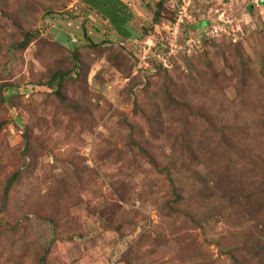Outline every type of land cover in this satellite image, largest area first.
I'll use <instances>...</instances> for the list:
<instances>
[{
    "label": "rangeland",
    "instance_id": "1",
    "mask_svg": "<svg viewBox=\"0 0 264 264\" xmlns=\"http://www.w3.org/2000/svg\"><path fill=\"white\" fill-rule=\"evenodd\" d=\"M121 1L132 15L135 36L128 39L82 0H0V82L7 84L4 94H12L0 107V194L6 177L19 171L7 201L0 200V264H130L134 243L145 255L133 264H150L149 258L153 264H192L199 253L183 234H192L196 246L227 229L214 220L202 235L183 216L169 213L170 188L151 159L160 166L171 162L194 182L184 195L196 192L199 182L213 181V173H226L223 164L240 167L218 149V127L237 117L252 129L264 118V1L165 0L169 13L157 24L152 15L158 0ZM105 8L108 16H120L119 29L130 30L123 24L125 10L123 18L122 11ZM2 10L15 15L18 26ZM223 10L230 33L207 35ZM25 29L39 36L15 49ZM187 35L199 44L188 53L175 49L163 67L170 78H164L155 54ZM51 43L57 45L53 50ZM74 45L86 67L88 95L67 83V96L79 104L78 112L67 115L46 103L50 89L32 81L45 76L55 59L68 57ZM241 61L246 80L240 78ZM81 106L87 111L80 115ZM195 108L211 114L216 127L194 115ZM256 174L248 173L254 184ZM177 236L180 253L172 247ZM203 246L218 256L214 244ZM43 254L45 262L39 260Z\"/></svg>",
    "mask_w": 264,
    "mask_h": 264
},
{
    "label": "trees",
    "instance_id": "2",
    "mask_svg": "<svg viewBox=\"0 0 264 264\" xmlns=\"http://www.w3.org/2000/svg\"><path fill=\"white\" fill-rule=\"evenodd\" d=\"M88 8L101 13L112 25L122 39H128L135 36V32L131 30L129 24L131 20V12L127 6L121 0H82ZM165 0H158L153 11L154 24L160 22L163 19L162 14L169 12L165 10ZM149 4V2H147ZM106 5H110L117 15L120 14L123 17V11H126V17L123 24L128 25L129 31H122L117 24V17L114 14L108 16L110 10L105 8ZM172 12V11H171ZM2 15L6 17L11 23L18 26L17 18L11 12L7 10L1 11ZM175 15V12H174ZM109 17V18H108ZM124 18V17H123ZM172 19V18H171ZM127 27V26H126ZM153 25L151 26V28ZM146 29H143L145 32ZM38 31L34 29H25L22 31V39L14 43L12 46L15 49L23 50L30 42L38 37ZM144 37H146L144 35ZM73 42V41H71ZM71 44V43H69ZM95 47V43H90ZM52 46V43H51ZM53 46H57L53 43ZM52 46V50L54 49ZM41 48V46H40ZM41 50H43L41 48ZM79 47H74L70 51L68 57H63L58 61L55 59V63L48 66L46 75L39 77V79L32 81L36 86H43L50 89L46 94V103L50 106H55L57 111L65 112H78L79 104L69 98L66 94V84L69 83L74 88H81L79 93L81 96L88 95L86 89V67L84 61L80 58ZM160 64V63H159ZM158 64L157 73L163 74V77L168 79L169 74L166 69ZM264 64V63H263ZM240 71L242 74L240 78L246 80V67L241 61ZM165 79V80H166ZM7 84L0 82V107L5 102H9L12 99V94L5 95L4 89ZM166 95L170 99L176 102L171 97V92L165 90ZM98 97V96H97ZM101 96H99L100 98ZM49 101H51L49 103ZM86 108L81 106V114L85 113ZM192 113L199 116L205 121L208 126L216 127L214 118L211 114L206 113L202 108L191 109ZM264 114V113H262ZM83 119V117H78ZM244 119L241 120L235 117L231 122L224 123V125L218 127L219 138L218 149H220L225 155L232 156L240 162V167L236 168L234 165L229 166L225 163L227 172H215L214 180L210 183L196 185V192L190 195H184L185 187L192 185L186 179H184L182 173L178 170H173V165L169 162L167 165L160 166L159 163L151 159L152 166L157 170L164 173V177L170 188L171 198L165 199V207L168 208L171 214H177L183 216L195 228L201 231L202 235L207 234V226L211 221H222L227 225L225 233L216 234L210 239L204 238V244H214L218 250V256L209 254L204 244L198 243L195 246V237L190 233H184V242L188 245V241L191 242V246L194 250L198 251L199 255L191 257L193 259L192 264H222V260H226V264H264V118L256 119V125L254 128H249ZM254 124V122H253ZM2 121L0 120V130L2 129ZM254 135V143L250 142V135ZM24 141H27V134L23 133ZM131 144L138 143L134 139H130ZM255 144V145H254ZM263 147L262 150L257 151L254 147L259 145ZM263 144V146H262ZM27 148V147H26ZM25 150V147H24ZM25 154V153H23ZM22 154V155H23ZM234 169L236 174H232L230 169ZM257 172L255 175L257 181L254 184L248 173ZM19 176V171H14L8 175L5 179L3 189L0 194V200L3 204L8 199L11 189L14 187ZM200 179L202 176L200 175ZM253 182V183H252ZM170 197V196H169ZM197 199L195 205H191L192 199ZM37 216H42L41 213L35 209L32 210ZM46 218V217H45ZM44 219V218H43ZM47 219H49L47 217ZM52 221V219L50 220ZM215 222V223H216ZM13 227V226H11ZM15 228V227H14ZM11 230V229H7ZM206 237V236H205ZM174 243L173 250L180 253L181 247L178 246L181 243V239L177 237ZM174 240V239H173ZM133 249V244L130 246ZM135 254L132 257V261L136 263L145 255L138 251V247L134 243ZM204 249V250H203ZM186 247H182V252H185ZM153 252V251H151ZM151 252L149 254H151ZM47 254H43L40 257L41 262H45ZM148 259V256H146ZM174 260V256L169 258ZM130 259V264L133 262ZM148 263L153 264V260L148 259ZM170 260H158L157 264H169Z\"/></svg>",
    "mask_w": 264,
    "mask_h": 264
},
{
    "label": "built area",
    "instance_id": "3",
    "mask_svg": "<svg viewBox=\"0 0 264 264\" xmlns=\"http://www.w3.org/2000/svg\"><path fill=\"white\" fill-rule=\"evenodd\" d=\"M242 1L244 2V0H242ZM249 1L252 3V6H258V3H260V0H249ZM245 2H246V4L248 3L247 0H245ZM178 22L179 21H177L176 23H178ZM230 22H231L230 18L227 19L226 15H225V11L223 10L222 12H219L216 15L215 21H213V23H210L211 26L206 31V34L213 37V36H218V35L225 34V33H230V31L229 32L226 31V29L228 28V25H226L224 28V25L228 24ZM175 25H177V24H175ZM230 27H232V25H230ZM238 31H239V28H237V26H236V29L235 30L232 29L231 32L234 33V32H238ZM186 37L187 38L184 41H182V43L177 42L175 39L174 40L175 43L172 44L171 46H169V50H167V51L162 50V51H159L155 54L158 62L163 67H169L170 64H167V63H169L168 56L175 49L177 51H183V52L188 53V52L192 51L199 44V38H197L195 36H188V35Z\"/></svg>",
    "mask_w": 264,
    "mask_h": 264
},
{
    "label": "crops",
    "instance_id": "4",
    "mask_svg": "<svg viewBox=\"0 0 264 264\" xmlns=\"http://www.w3.org/2000/svg\"><path fill=\"white\" fill-rule=\"evenodd\" d=\"M226 1H227V0H226ZM227 4H228V5L230 4L229 1L227 2ZM224 5H226V3H225ZM230 5H232V4H230ZM205 23H206V22H202V23H201L202 27L204 26Z\"/></svg>",
    "mask_w": 264,
    "mask_h": 264
},
{
    "label": "water",
    "instance_id": "5",
    "mask_svg": "<svg viewBox=\"0 0 264 264\" xmlns=\"http://www.w3.org/2000/svg\"><path fill=\"white\" fill-rule=\"evenodd\" d=\"M264 0H260V2H263Z\"/></svg>",
    "mask_w": 264,
    "mask_h": 264
}]
</instances>
